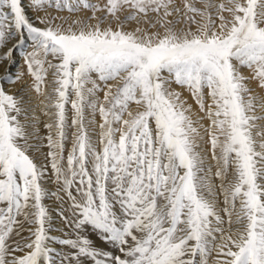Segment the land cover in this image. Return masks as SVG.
I'll return each instance as SVG.
<instances>
[{
  "label": "snow or ice",
  "instance_id": "6c2138e0",
  "mask_svg": "<svg viewBox=\"0 0 264 264\" xmlns=\"http://www.w3.org/2000/svg\"><path fill=\"white\" fill-rule=\"evenodd\" d=\"M0 264H264V0H0Z\"/></svg>",
  "mask_w": 264,
  "mask_h": 264
},
{
  "label": "rangeland",
  "instance_id": "374dc122",
  "mask_svg": "<svg viewBox=\"0 0 264 264\" xmlns=\"http://www.w3.org/2000/svg\"><path fill=\"white\" fill-rule=\"evenodd\" d=\"M7 86H9V85H7ZM101 95H102V93H101ZM190 102H191V100H190ZM46 150H47L46 148L43 149L44 152H46ZM37 156H38V159H39V158H40V157H39V154H37ZM48 187H49V189L52 190V191L55 190V186H54V185L49 184ZM58 203H59V202L56 201L54 197H50V198H48V199L46 200V204H48V205L52 208V210H53L52 214H53V216L55 217L54 225H55V227H56L57 229H59V228L62 227V223H61L59 217L56 216V208H57V206H58ZM52 234H53V235H60L61 233H60V231L57 230V231H53ZM22 235L27 236V232H24ZM55 246H56V247H59L58 245H55Z\"/></svg>",
  "mask_w": 264,
  "mask_h": 264
},
{
  "label": "bare ground",
  "instance_id": "6f19581e",
  "mask_svg": "<svg viewBox=\"0 0 264 264\" xmlns=\"http://www.w3.org/2000/svg\"><path fill=\"white\" fill-rule=\"evenodd\" d=\"M30 15H32L33 13H29ZM6 87H10V86H7ZM18 87V86H17ZM185 95H187V93L185 92ZM191 100V99H190ZM192 102V101H191ZM47 151V150H46Z\"/></svg>",
  "mask_w": 264,
  "mask_h": 264
}]
</instances>
